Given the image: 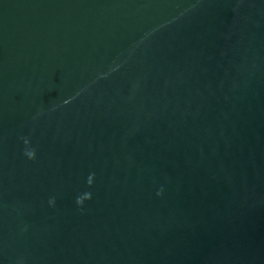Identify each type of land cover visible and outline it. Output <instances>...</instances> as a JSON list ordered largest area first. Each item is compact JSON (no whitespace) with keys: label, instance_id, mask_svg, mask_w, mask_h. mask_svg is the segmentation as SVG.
<instances>
[{"label":"water","instance_id":"95a60500","mask_svg":"<svg viewBox=\"0 0 264 264\" xmlns=\"http://www.w3.org/2000/svg\"><path fill=\"white\" fill-rule=\"evenodd\" d=\"M0 264H264V0H0Z\"/></svg>","mask_w":264,"mask_h":264},{"label":"clouds","instance_id":"9594fccd","mask_svg":"<svg viewBox=\"0 0 264 264\" xmlns=\"http://www.w3.org/2000/svg\"><path fill=\"white\" fill-rule=\"evenodd\" d=\"M24 143H25V145H28L29 144V141L25 138L24 139ZM24 155H26L28 159L32 160V159H35L36 152H35L34 149L26 150L25 153H24ZM90 178H91V176H90ZM90 184H92V182H90ZM162 191L163 190L161 189V191L158 192L157 195H161L162 194ZM87 195H88V199H91V194L88 193ZM49 203L50 204H54V200L49 201ZM76 203L78 205H81V206L83 205L84 201H82L81 196L77 198Z\"/></svg>","mask_w":264,"mask_h":264}]
</instances>
